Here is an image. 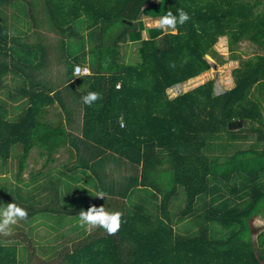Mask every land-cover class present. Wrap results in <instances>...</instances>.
I'll use <instances>...</instances> for the list:
<instances>
[{
  "label": "trees",
  "instance_id": "1",
  "mask_svg": "<svg viewBox=\"0 0 264 264\" xmlns=\"http://www.w3.org/2000/svg\"><path fill=\"white\" fill-rule=\"evenodd\" d=\"M152 1L0 0V93L6 98H0V173L10 170L13 178L0 184V208L16 203L28 213L12 226L16 232L0 234V264H264V224L252 223L264 195L257 182L264 156V55L237 53L242 40L264 50V0H161L160 17L183 9L191 18L176 34L154 27L144 38L140 16ZM41 22L55 38L43 36ZM23 28H32L36 41L29 42ZM222 36L230 58L239 59L233 87L214 94L209 79L170 98L169 87L192 78L185 90L201 81L210 66L206 55H217ZM128 40L138 42L134 62L121 53ZM52 47L58 57L72 56L65 61L64 90L35 72L50 65ZM80 62L91 73L75 75ZM15 75L22 79L16 91L7 83ZM66 92L83 109L80 134L70 130ZM89 92L102 99L85 105ZM56 102L63 113L50 116ZM235 119L250 124L246 132L255 141L223 160L226 144L243 138L227 129ZM32 150L45 157L43 165L60 151L67 157L53 173L39 169L24 180ZM109 161L128 173L118 187L100 176ZM226 184L233 200L225 196ZM92 205L123 214L117 234L85 233L79 212ZM40 224L52 230L69 224L76 234L41 245L34 238Z\"/></svg>",
  "mask_w": 264,
  "mask_h": 264
},
{
  "label": "rangeland",
  "instance_id": "2",
  "mask_svg": "<svg viewBox=\"0 0 264 264\" xmlns=\"http://www.w3.org/2000/svg\"><path fill=\"white\" fill-rule=\"evenodd\" d=\"M162 6L163 5H162L161 0H158L157 2H154V3H149L145 6L146 10H144L141 13V16L142 17H144V16H147V17L148 16L149 17L155 16V17H157V15H159V17H158V19H159L160 13L162 10ZM40 16H43V14H40ZM145 25L147 27H155V20L153 21L150 18L149 19L143 18V22L141 23V26L139 25L140 29H141V27L145 28ZM39 27H40L39 29L44 31L42 33L43 36H46L47 38H51V39L56 37L55 32L52 29H50V26L47 23L41 22L39 24ZM23 29L25 32H27L29 34V37H28L29 42L36 41L35 34H33V32L31 31L32 28L30 30H27L26 28H23ZM169 31H171V30H169ZM131 42H133V43H131ZM220 42L223 44L222 46L219 45ZM137 46H138V42L136 40H133V41L128 40L127 42L121 44V53L123 55V60L125 62H134L136 59H138L137 58V52H136ZM214 49H215L217 55H215V57H211L210 55H206V57L210 61V66L207 70L203 71L204 73L202 72L203 74L201 76L202 79L200 82L204 83L207 80L212 79L214 81V94H220L223 91L233 87L234 80H233V76H232L231 71H232L233 67H235L239 64V59H231L230 58V56H229L230 53H229L228 47H227L226 36L224 38H222V40H220L218 38V41L214 45ZM237 53L241 56V58H247V57L252 56L256 53H262V51H260L256 47L255 44H252L251 42H249L247 40H242L238 44ZM222 58L225 61L223 63H220L219 61ZM66 60H67V63L70 62V60H72V56L70 54L60 52V56L58 57L56 50L52 47L50 65H46V67H42L41 70L36 69L35 72L38 75L43 76L46 83H50L52 86L64 90V88L67 86V82H68L65 79V61ZM83 64H88V63H83ZM8 76L10 78L11 73H9ZM15 76H16V78H15L16 80H14L12 82V84L13 85L16 83L20 84L19 81L22 80L21 76H19V75H15ZM22 78H23V76H22ZM10 82H8V83H10ZM196 85L190 86L188 89H185V90H183L181 88V86L169 88V89H167V94L171 98L176 97L181 92L189 90V89H191V87H194ZM66 93H67L66 97H65L66 102L69 105V107H71V110L73 111L72 112V120L70 122L71 123L70 124V130L74 134H80L83 109H82L80 103H78L77 99L75 98V95H73L69 92H66ZM19 109H21V108H19ZM261 111H262V113H264V110H261ZM58 112L63 113L58 102H56L54 104V106L51 107L50 116H53L55 113H58ZM249 127H250V124L248 125V124H246V121H244V124L241 128L232 129V130H229L227 128L229 131H238L237 135H241V136H243V138L236 140L235 145L231 146L229 144H226L225 154L221 155L220 159H223V158H224L223 160H225L227 158H233L234 159V156L232 154L236 150H244L246 148H249V145L255 141V134L246 132V131H249L248 130ZM263 128H264V126L262 127V129ZM259 148L261 151H263L264 150V144L262 147L261 143H260ZM57 155H58V157H57L56 161L49 163L47 165H43L45 157L39 156L35 150H32L28 156V159H27L28 163H27L26 168L24 169V173L22 174V178L24 180H26L29 177V174L31 173V171H36L39 169H44V170L48 169L49 171H52V173H53L54 168H52V166H54V167L58 166L67 157V153L65 151H60ZM210 158H212V157H210ZM224 164H227V163H224ZM0 165H1V162H0ZM226 166L229 168L228 164L225 165V167ZM257 167H263V169L259 171V179L257 180V182H258L259 186H261L263 188L262 190L264 191V156L262 157L260 164H257ZM127 174L128 173H127L126 169H124V167H122V165H119V164H117V162H114V161H109L105 165V167L100 171V176H101V178H102V180L106 186L114 185V186L118 187L119 185H122L126 181V175ZM235 178H233V180ZM3 181L6 184L9 183L10 181H11L10 183L13 182V178L11 177V171L10 170L1 171V173H0V184L3 183ZM223 190L226 192L225 196L227 197L228 200L234 199V197H232L231 193L228 192V184L223 186ZM243 190H244L245 196L247 197V193L250 192V188L245 186V188ZM0 199H5L1 193H0ZM7 199H8V197H7ZM257 207L261 208V210L259 211L260 212L259 215L254 218L252 223H256L257 226H260L261 224H264V195L260 196V199H259L258 203L256 204L255 208H257ZM18 223L20 224V221H18ZM182 225H183V228L186 227L185 222H183ZM191 228L193 230H196L198 228L197 224L195 223V225H194V223L192 222ZM82 229L86 230L83 227H82ZM94 229H96V228H94ZM94 229H91L90 231H93ZM55 230H52L51 227L47 226L46 224H40V225L36 226L34 229V238L37 239L38 243H40L41 245L47 246V245H51V243H55V242L57 243L58 242V241L52 240V237L55 238V236H56V237H58L59 240H61L63 242V240H65V238L67 236H69V235L71 236L73 234L74 235L76 234L75 229H73V228L71 229L69 224H66L64 227L58 228ZM12 232H16V229L13 228ZM62 232H63V235H62ZM86 232H89V230H86L85 233ZM57 233H59V235L61 233V236H58ZM62 237H64V238H62Z\"/></svg>",
  "mask_w": 264,
  "mask_h": 264
},
{
  "label": "clouds",
  "instance_id": "3",
  "mask_svg": "<svg viewBox=\"0 0 264 264\" xmlns=\"http://www.w3.org/2000/svg\"><path fill=\"white\" fill-rule=\"evenodd\" d=\"M191 17L183 9H178V16L173 15L169 10L165 15L155 21V27L162 30H171L173 34L177 33V25H183ZM174 67V65H172ZM77 76L82 74H88V70L84 69L81 73V69L77 67L75 69ZM120 85H117L119 90ZM102 99V96L98 92H89L82 97V101L85 105L92 106L97 100ZM122 119V116H121ZM121 123V127H123ZM96 197L105 198L104 192H98ZM28 216L27 211L18 206L16 203H8L5 207L0 208V234L10 235L12 232V226L16 225L20 220H26ZM123 214L120 211L109 212L104 206L97 207L96 205L90 206L86 211L81 210L79 212L78 223L86 230L94 228H101L106 231L108 235L117 234L122 224L126 221L122 220Z\"/></svg>",
  "mask_w": 264,
  "mask_h": 264
},
{
  "label": "crops",
  "instance_id": "4",
  "mask_svg": "<svg viewBox=\"0 0 264 264\" xmlns=\"http://www.w3.org/2000/svg\"><path fill=\"white\" fill-rule=\"evenodd\" d=\"M157 1H158V0H153L152 3L157 2ZM144 10H146V8H144L143 11H144ZM143 11H142V12H143ZM158 17H159V15H157V17H155V16H153V17H151V16H150V17H149V16H148V17H147V16H144V17L140 16V18H141L140 20L143 22V18H146V19H149V18H150L151 20H153V21L155 20V21H156V20L158 19ZM151 28H154V27H147V26L145 25V28H142L143 30L141 29V30H142V36H143L144 38H147V37L149 36V31H148V30L151 29ZM151 30H152V29H151ZM163 32H165V30H164ZM151 33H152V32H151ZM155 33H157V32L155 31L154 33H152V35L155 34ZM224 37H225V36L219 37V39L222 40V38H224ZM80 63H81V62H80ZM81 64H83V63H81ZM85 65H88V64H85ZM88 66H89V65H88ZM201 73H202V72H201ZM199 74H200V73H199ZM75 75H76V74H75ZM197 75H198V74H197ZM195 76H196V75H195ZM193 78H194V76H193ZM67 79H68V78H67ZM190 80H192V78H190V79H188V80H186V81H184V82H182V83H180V84L173 85V86H171V87H169V88H173V87H176V86H177V87H180V86H182L183 84H185L187 81H190ZM10 81H11V79H8V82H10ZM67 81H68V80H67ZM8 82H7V83H8ZM10 83H12V81H11ZM200 84H202V83L200 82V83H198L196 86H198V85H200ZM20 85H21V84H19V83H16V84L13 85V86H15V91H16L18 88L21 87ZM196 86H194V87H196ZM194 87H191V89L194 88ZM169 88H168V89H169ZM20 89H21V88H20ZM229 89H230V88H229ZM189 90H190V89H189ZM186 91H187V90H186ZM183 92H185V91H183ZM223 92H224V91H223ZM181 93H182V92H181ZM178 95H179V94H178ZM0 98L6 99L5 96H4L2 93H0ZM170 98H171V97H170ZM76 99H77V98H76ZM8 101H9V103H11L10 100H8ZM77 101H78V99H77ZM261 106H262V110H263V109H264V108H263V107H264V103H263V102H261Z\"/></svg>",
  "mask_w": 264,
  "mask_h": 264
},
{
  "label": "water",
  "instance_id": "5",
  "mask_svg": "<svg viewBox=\"0 0 264 264\" xmlns=\"http://www.w3.org/2000/svg\"><path fill=\"white\" fill-rule=\"evenodd\" d=\"M125 23L131 25L132 22L131 21H128V20H123ZM244 124V120L243 119H235V120H231L228 122L227 124V128L229 130H232V129H237V128H241Z\"/></svg>",
  "mask_w": 264,
  "mask_h": 264
},
{
  "label": "built area",
  "instance_id": "6",
  "mask_svg": "<svg viewBox=\"0 0 264 264\" xmlns=\"http://www.w3.org/2000/svg\"><path fill=\"white\" fill-rule=\"evenodd\" d=\"M77 67H79V68L81 69V73H83V70H84V69H87V70H88V74L91 73V68H90V66L85 65V64H81V63H76V64H74V67H73V72H74V74H75V69H76ZM82 75H84V74H82Z\"/></svg>",
  "mask_w": 264,
  "mask_h": 264
},
{
  "label": "flooded vegetation",
  "instance_id": "7",
  "mask_svg": "<svg viewBox=\"0 0 264 264\" xmlns=\"http://www.w3.org/2000/svg\"><path fill=\"white\" fill-rule=\"evenodd\" d=\"M260 51H262V53H256V54H254V55H257V54H262V55H264V50L262 49V48H260V47H258V46H256ZM264 108V107H263ZM264 110V109H263ZM245 121V120H244Z\"/></svg>",
  "mask_w": 264,
  "mask_h": 264
}]
</instances>
